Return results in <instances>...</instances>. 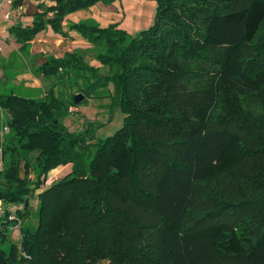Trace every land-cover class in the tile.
Masks as SVG:
<instances>
[{
    "label": "trees",
    "instance_id": "16d2710c",
    "mask_svg": "<svg viewBox=\"0 0 264 264\" xmlns=\"http://www.w3.org/2000/svg\"><path fill=\"white\" fill-rule=\"evenodd\" d=\"M38 1L31 25L9 29L22 49L48 26L65 35L69 13L115 0ZM156 1L135 34L69 24L103 47L101 64L83 48L47 56L33 67L45 98L0 93L10 114L0 264H264V0ZM91 97L124 114L113 134L65 124ZM10 205H23L16 218ZM17 219L30 223L7 254Z\"/></svg>",
    "mask_w": 264,
    "mask_h": 264
},
{
    "label": "crops",
    "instance_id": "0c3cea01",
    "mask_svg": "<svg viewBox=\"0 0 264 264\" xmlns=\"http://www.w3.org/2000/svg\"><path fill=\"white\" fill-rule=\"evenodd\" d=\"M45 2L48 5L55 4V0H45ZM38 3V0H34L32 7L29 8L27 0H24L19 7L7 5L5 1H2L0 9V44L6 40L10 46L8 48L9 53L0 54L1 58L6 59L4 62L0 60V73L6 74L7 70L4 68L7 66L6 63H11L12 56L25 57L24 70L18 76L22 78L21 81L33 86H36L37 83L42 84V81L33 73L32 64L42 63L49 55L62 56L66 51H72L76 48H88L91 45L78 31L70 29L69 24L82 20H93L102 27L118 23L121 28L126 29L131 34H135L153 23L157 7L156 0H115L112 3L100 1L87 9H80L69 13L63 21V29L66 31L65 35L55 33L52 27L48 26L46 30L38 33L32 40V53H10L15 50L14 48L21 49V44L10 34V27L17 24L22 26L31 25L33 13L36 11ZM8 12L10 13V18H6V13ZM0 47L2 49L1 45ZM91 63L96 65L101 64L98 60L91 61ZM3 115L7 121L10 120L5 114ZM5 125L7 123L4 124V127ZM5 129L9 130V128ZM9 208L13 207L9 206Z\"/></svg>",
    "mask_w": 264,
    "mask_h": 264
},
{
    "label": "rangeland",
    "instance_id": "374dc122",
    "mask_svg": "<svg viewBox=\"0 0 264 264\" xmlns=\"http://www.w3.org/2000/svg\"><path fill=\"white\" fill-rule=\"evenodd\" d=\"M12 1L13 0H11L10 2L5 1V3L7 5L13 6ZM33 3H34V0H27V6L29 8L32 7ZM85 39L89 43H91L87 38ZM0 45L2 46V49L0 48V54L9 53V49H8L10 48L9 42H6V40H4L3 42H1ZM31 46L32 45L30 43V46L27 47L26 49L25 48L23 49L14 48L15 50H13L10 53H32ZM83 49L87 50L88 59L94 62V60H97L96 55L98 51L103 50V47L95 48V46L91 43V45L88 48H83ZM1 57L2 56L0 55L1 62L6 61L5 58H1ZM25 60H26L25 57L20 58L17 56H12L11 63L10 62L6 63L7 66L4 68L5 70H7L6 74L0 73V91H2L1 93H9L12 90H14V92L21 94V95L28 96V97L39 98V99L45 98L46 97V85L44 83L42 84L37 83L36 86H33L31 84L27 85V83H25L24 81H21L22 78H19L18 75L19 74L21 75V71L24 70L23 65L25 64ZM37 65L39 64H32V70H33V67ZM2 109L0 108V136H2V138H5L8 135V130L4 128V124L8 123V121L6 120V117H4L3 114H5L7 118H10V114L6 109H3V110ZM70 111L71 113L64 119V122L68 126L69 130L74 131V132H83L84 129L87 127L88 122L93 121L94 123H97L100 126V128L97 131V135L99 137L107 136V135L113 134L123 124L124 114L119 109L115 108L111 104V100L109 97H104L102 99L91 97L79 106L71 105ZM71 165L72 164L58 166L59 168L57 167L56 169L57 171H53L55 169L51 170L48 176L53 175L56 178L55 180H57L58 178L63 177L64 175H66L67 173L71 171L72 169ZM0 169H2V163H0ZM48 185L50 184H46V180H45L44 186L46 187ZM42 189L43 188L38 189L30 200V203L34 205V207L36 206L37 200H38L37 194ZM10 206L13 207L11 208V211L14 212V215H12L11 217L16 218L15 213L17 209H23V205H19V206L10 205ZM3 210H4V206L0 202V215L3 213ZM29 223L30 221L23 222L20 219H17L16 224L13 225L12 228H10V233H11L10 237L12 238L3 241L1 244L2 249L7 254H10L12 241L18 244L21 241L20 227L22 225H26ZM100 264H106V261Z\"/></svg>",
    "mask_w": 264,
    "mask_h": 264
},
{
    "label": "built area",
    "instance_id": "2783aa9c",
    "mask_svg": "<svg viewBox=\"0 0 264 264\" xmlns=\"http://www.w3.org/2000/svg\"><path fill=\"white\" fill-rule=\"evenodd\" d=\"M2 1H11V0H2ZM2 1L0 0V9H1V7H2ZM6 18H10V13L8 12V13H6ZM1 48V47H0ZM4 128H8V125L7 126H5ZM56 178H55V176H53V175H49V176H47V178H46V184H51L54 180H55Z\"/></svg>",
    "mask_w": 264,
    "mask_h": 264
},
{
    "label": "water",
    "instance_id": "95a60500",
    "mask_svg": "<svg viewBox=\"0 0 264 264\" xmlns=\"http://www.w3.org/2000/svg\"><path fill=\"white\" fill-rule=\"evenodd\" d=\"M84 98H85L84 93L78 92V93H76V95L74 97V101L78 103V102H81Z\"/></svg>",
    "mask_w": 264,
    "mask_h": 264
},
{
    "label": "bare ground",
    "instance_id": "6f19581e",
    "mask_svg": "<svg viewBox=\"0 0 264 264\" xmlns=\"http://www.w3.org/2000/svg\"><path fill=\"white\" fill-rule=\"evenodd\" d=\"M53 171H57V170L55 169V170H53Z\"/></svg>",
    "mask_w": 264,
    "mask_h": 264
}]
</instances>
